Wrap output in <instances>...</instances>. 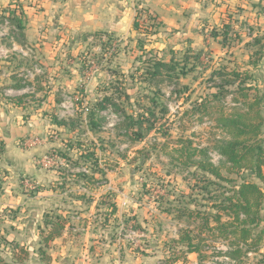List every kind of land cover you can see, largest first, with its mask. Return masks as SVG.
I'll return each instance as SVG.
<instances>
[{"label": "rangeland", "instance_id": "obj_1", "mask_svg": "<svg viewBox=\"0 0 264 264\" xmlns=\"http://www.w3.org/2000/svg\"><path fill=\"white\" fill-rule=\"evenodd\" d=\"M30 6L39 7V0H0V256L4 263L55 264L66 256L60 251L63 244L92 247L97 258L109 251L113 262L120 257L122 264H164L169 248L176 247L184 231L191 236L203 233L207 239L204 264L222 262L220 253L227 251L228 243L202 224L208 217L215 228L214 194L224 192L218 188L227 183L207 177L197 166L186 168L172 157L178 158L176 150L192 143L193 160H208L225 178H237L227 173L219 154V143L229 137L217 118L221 112L244 109L247 100L235 83L225 84L228 94L214 101L212 94L226 77L212 73L248 70L255 80L247 84L263 90L264 57L257 55L252 60L256 65L250 64L258 49L246 45L252 41L248 28L238 27L244 43L229 48L212 37L222 25L219 17L200 24L191 35L165 31L155 43L145 41L144 47L131 44L127 49L94 38L75 46L71 55L58 56L43 71L31 56L13 50V43H21L22 37L9 11L17 9L20 15ZM230 7L232 15L241 10ZM253 29L257 33L260 28ZM152 51L161 52L166 61L173 56L180 64L176 73L151 80L146 72L154 71L152 66L140 60ZM195 57H200L199 62ZM182 66L187 75L181 73ZM21 85L24 89L18 91L16 86ZM257 92L249 91V98ZM104 97H112L119 107L110 104L101 111L100 128L92 131L87 108ZM142 108H155L162 118L160 131L132 142L122 110L131 115ZM164 108L167 113H162ZM54 118L67 126H57ZM78 143L83 151L96 152L99 173L93 160H79L78 149H69L70 160L62 158L66 145ZM78 173L95 179L87 185L85 178L75 176ZM257 182L264 191V184ZM112 203L117 206L115 217L110 215ZM56 216L62 217L66 234L46 245L50 230L46 221ZM262 252L250 255L249 264L261 259ZM179 258L174 264L197 262Z\"/></svg>", "mask_w": 264, "mask_h": 264}, {"label": "trees", "instance_id": "obj_2", "mask_svg": "<svg viewBox=\"0 0 264 264\" xmlns=\"http://www.w3.org/2000/svg\"><path fill=\"white\" fill-rule=\"evenodd\" d=\"M9 11V10H8ZM9 16L13 20L16 28L18 29L19 36L23 37L24 21L23 12L17 9L9 11ZM162 24L156 17L150 14L146 9L138 12L136 22L134 23V30L139 35L138 45L144 47L147 42L155 40L159 34V28ZM212 37L219 40L223 48H229L232 45H240L242 43L241 31L235 27V24L229 17L226 22H223L219 29L212 32ZM102 39L100 35L95 36V39ZM111 40H109L110 42ZM248 47H257L251 57V65H256V61H252L255 56L259 55L264 57V36L252 38V41L246 44ZM146 46V45H145ZM161 52H150L149 57L140 60L142 64L150 67L153 70L146 72L151 80L162 76L164 73L171 76L176 73L180 64H177L174 57L170 61L164 59ZM173 54V53H172ZM189 58V57H188ZM188 58H185L188 60ZM199 62L200 57L194 58ZM186 66H182L180 70L183 75H187L184 71ZM213 76L226 77L222 85L217 86L218 90L212 94L213 100H219L220 97H226L228 90H225L226 85L238 84V91L242 97L247 101L244 103V109L234 108L231 113L221 112L217 118V123L220 128L229 137L228 140L219 143V154L225 159L227 164V173L229 175H236L237 178H225L220 172V169L215 167L208 160L195 161V150L192 153V143H189L185 149L181 148L176 150L179 153L178 158L172 157L175 161L180 162L184 167L197 168L207 177L215 178L218 182H226L227 185H220L219 190L222 188L224 192L214 194V199L217 201L213 207L216 211L215 218L212 221L216 224L215 228H211L210 218L204 219L202 224L204 227L211 230V233L217 231V237L222 238L228 243L226 252L220 253L223 256V261L217 264H249L248 260L250 255L260 254L264 250V191L261 184H264V88L258 89V85L252 86L247 84L251 80H255L254 76L247 71L234 70L229 74L215 70ZM231 79V80H230ZM226 84V85H225ZM246 85V86H245ZM17 89H24V86H16ZM255 90L257 94L249 98V91ZM19 100V101H18ZM18 104L21 102L18 99ZM237 101V100H235ZM154 102V100H153ZM112 104L115 108L119 107L114 104L112 97H104L98 100L93 108H87L89 114L88 125L92 131L100 128V120H102L100 112L107 109L108 105ZM85 110H82V113ZM124 116V128L126 135L132 142H140L144 140L151 132L160 131L159 117L155 108L141 109L138 114L128 115L125 110H122ZM162 113H167V108H164ZM163 117V116H162ZM54 123L57 126H67L66 122L54 118ZM67 150L61 154L62 158L66 160L71 159V151L77 150L79 160H93V167L97 173L100 172L98 165V157L96 152L88 150L83 151L84 148L81 144H68ZM75 152V151H74ZM188 155L184 158V153ZM79 178H85L88 182L94 181L95 178L90 177L86 173H78L75 175ZM111 216L115 217L117 214V206L115 203L111 204ZM210 217L211 216V212ZM46 226L50 227L48 234L44 238V243L49 245L50 242L60 237L65 228V223L61 216H56L54 220L46 221ZM207 239L203 233L191 236L189 231H184L175 241L176 247L169 248V260L164 264H174L180 262V256L183 257V262L187 263L188 255L196 254L198 257V264H204L207 260L206 244ZM5 261L0 256V264H5ZM251 264H264V252L262 257L257 262Z\"/></svg>", "mask_w": 264, "mask_h": 264}, {"label": "crops", "instance_id": "obj_3", "mask_svg": "<svg viewBox=\"0 0 264 264\" xmlns=\"http://www.w3.org/2000/svg\"><path fill=\"white\" fill-rule=\"evenodd\" d=\"M39 5V7H27L26 12L23 13L22 42H14L13 50L19 51V54L25 57L31 56L33 59L31 61L41 66L43 71L47 70L43 66L49 67L50 63L58 60V56L65 53L71 55V50L75 46L87 43L97 35H100L103 41L106 38L108 41L111 40L110 43L114 41L127 49L131 44L139 46V35L134 30V23L138 12L142 9L148 10L162 24L157 38H161L165 31L173 29L185 35L197 33L200 24L212 22L217 17L220 24L230 17L238 30L244 25L248 28L250 40L257 37L259 32H264V0H39ZM231 5H237L239 7L237 8L241 9L238 10L239 13L235 15L228 13ZM255 25L260 28L257 33L253 29ZM220 27L221 25L215 30ZM168 40L171 38L169 37ZM155 42L154 40L151 44ZM28 50L31 53H28ZM25 120L29 121L30 117ZM63 233L64 231L54 240L56 243L63 239L66 232ZM60 251L66 256H62L61 261L58 263L56 261L55 264H122L123 262L120 257L115 258L117 261L113 262L112 253L109 251L97 258L96 250L89 246L83 248L61 244ZM191 259H197L196 264H198L196 254L188 255V260ZM138 264H151V262L140 261ZM153 264L163 263L157 261Z\"/></svg>", "mask_w": 264, "mask_h": 264}, {"label": "built area", "instance_id": "obj_4", "mask_svg": "<svg viewBox=\"0 0 264 264\" xmlns=\"http://www.w3.org/2000/svg\"><path fill=\"white\" fill-rule=\"evenodd\" d=\"M58 1H61V0H58Z\"/></svg>", "mask_w": 264, "mask_h": 264}]
</instances>
